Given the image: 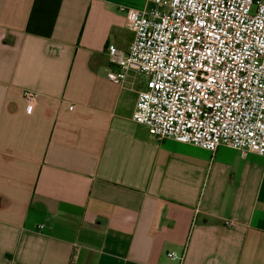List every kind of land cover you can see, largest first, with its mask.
<instances>
[{
  "label": "crops",
  "instance_id": "0c3cea01",
  "mask_svg": "<svg viewBox=\"0 0 264 264\" xmlns=\"http://www.w3.org/2000/svg\"><path fill=\"white\" fill-rule=\"evenodd\" d=\"M153 7L0 0V264H264V157L153 138L108 78Z\"/></svg>",
  "mask_w": 264,
  "mask_h": 264
},
{
  "label": "built area",
  "instance_id": "2783aa9c",
  "mask_svg": "<svg viewBox=\"0 0 264 264\" xmlns=\"http://www.w3.org/2000/svg\"><path fill=\"white\" fill-rule=\"evenodd\" d=\"M150 1L148 10L120 8L134 34L129 50L108 47L119 68L112 82L146 77L134 122L160 141L264 157V1ZM25 99L35 106V93Z\"/></svg>",
  "mask_w": 264,
  "mask_h": 264
},
{
  "label": "rangeland",
  "instance_id": "374dc122",
  "mask_svg": "<svg viewBox=\"0 0 264 264\" xmlns=\"http://www.w3.org/2000/svg\"><path fill=\"white\" fill-rule=\"evenodd\" d=\"M163 8L165 9L166 7H165V6H163ZM140 80H141V83H143V82H145V81H146V77L142 75V77L140 78Z\"/></svg>",
  "mask_w": 264,
  "mask_h": 264
}]
</instances>
